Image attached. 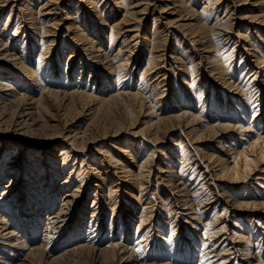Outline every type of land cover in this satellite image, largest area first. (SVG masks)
Here are the masks:
<instances>
[{
    "label": "bare ground",
    "instance_id": "6f19581e",
    "mask_svg": "<svg viewBox=\"0 0 264 264\" xmlns=\"http://www.w3.org/2000/svg\"><path fill=\"white\" fill-rule=\"evenodd\" d=\"M29 258L264 264V0H0V264Z\"/></svg>",
    "mask_w": 264,
    "mask_h": 264
},
{
    "label": "rangeland",
    "instance_id": "374dc122",
    "mask_svg": "<svg viewBox=\"0 0 264 264\" xmlns=\"http://www.w3.org/2000/svg\"><path fill=\"white\" fill-rule=\"evenodd\" d=\"M165 146H167V145H165ZM240 189V188H239ZM243 193H247L246 191H243ZM248 215H249V217H248ZM251 215L252 214H249V212H247V211H245V212H242L241 214H240V216L238 217L240 220H244V219H247V218H250L251 217ZM34 259H35V261H37L36 263H35V261H34ZM30 261V262H29ZM31 261L33 262V264H38V260H36V258H29L28 260H27V262H25L24 264H31ZM64 261H66L65 263H64ZM71 261L69 260H62V261H57V262H54L53 264H71L70 263ZM81 262V264H88L87 262L85 263V262H82V261H80ZM74 263V262H73ZM49 264H52V263H49ZM75 264H80V263H75Z\"/></svg>",
    "mask_w": 264,
    "mask_h": 264
}]
</instances>
